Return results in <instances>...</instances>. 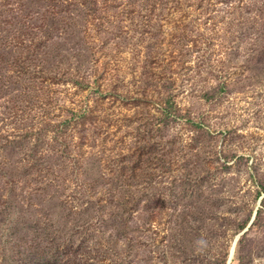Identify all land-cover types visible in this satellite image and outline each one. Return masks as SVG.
<instances>
[{"label":"rangeland","instance_id":"374dc122","mask_svg":"<svg viewBox=\"0 0 264 264\" xmlns=\"http://www.w3.org/2000/svg\"><path fill=\"white\" fill-rule=\"evenodd\" d=\"M57 11L0 65V264H264V0Z\"/></svg>","mask_w":264,"mask_h":264},{"label":"trees","instance_id":"16d2710c","mask_svg":"<svg viewBox=\"0 0 264 264\" xmlns=\"http://www.w3.org/2000/svg\"><path fill=\"white\" fill-rule=\"evenodd\" d=\"M13 0H0V65L7 66L6 72L16 73V69L20 68L17 65L20 55L23 50L20 47L24 46V43L20 41V36L32 38L38 36L36 29L50 32V27L40 26V22L43 17L50 15L57 19V17L63 15L58 12L61 0H14L18 10L17 14L9 15V7L12 6ZM65 4V3H64ZM12 12V10L10 11ZM35 12L34 14H30ZM65 16L61 17L60 24L65 21ZM71 19V18H70ZM21 20L23 24H29L25 31H22L17 27L16 22ZM74 20V19H71ZM38 21V26L36 22ZM36 25V26H35ZM35 26V27H34ZM31 29V30H27ZM24 40V39H23ZM31 54L28 56V61H31ZM30 67V65H29ZM28 65L22 66L18 73L24 76H29L32 73ZM47 69V66H43Z\"/></svg>","mask_w":264,"mask_h":264}]
</instances>
